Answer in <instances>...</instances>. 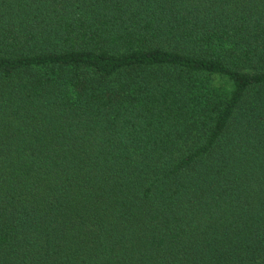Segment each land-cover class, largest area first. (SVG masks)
I'll return each mask as SVG.
<instances>
[{"label":"trees","instance_id":"obj_1","mask_svg":"<svg viewBox=\"0 0 264 264\" xmlns=\"http://www.w3.org/2000/svg\"><path fill=\"white\" fill-rule=\"evenodd\" d=\"M0 264H264V0H0Z\"/></svg>","mask_w":264,"mask_h":264}]
</instances>
